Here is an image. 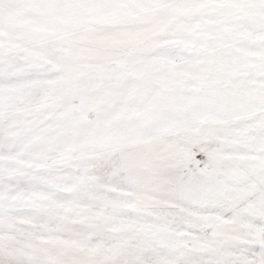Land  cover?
<instances>
[{"label": "snow or ice", "instance_id": "snow-or-ice-1", "mask_svg": "<svg viewBox=\"0 0 264 264\" xmlns=\"http://www.w3.org/2000/svg\"><path fill=\"white\" fill-rule=\"evenodd\" d=\"M0 264H264V0H0Z\"/></svg>", "mask_w": 264, "mask_h": 264}]
</instances>
